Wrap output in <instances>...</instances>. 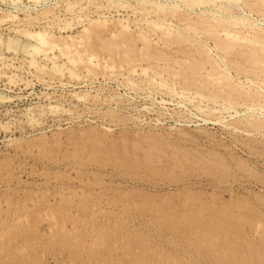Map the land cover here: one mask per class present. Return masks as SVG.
<instances>
[{
    "label": "rangeland",
    "instance_id": "1",
    "mask_svg": "<svg viewBox=\"0 0 264 264\" xmlns=\"http://www.w3.org/2000/svg\"><path fill=\"white\" fill-rule=\"evenodd\" d=\"M243 1L247 18L255 17L262 26L264 6H255V0ZM79 2L87 8L76 6L70 15L62 0H42L40 5L24 0V7L21 3L16 11L7 0H0V11L16 17L9 19L0 12L2 37L22 38L25 31L43 28L57 37L77 36L89 18L96 23L102 20L104 28L100 22L95 24L101 40L93 36L90 46L99 65L85 62L75 68L64 57L57 59L59 66H68L76 75L52 70L47 61L51 53L46 58L40 54L31 65L28 55L0 47V91L7 96L0 102V264H264V127L261 132L254 126L258 121L250 126L235 123L241 113L249 112L248 105L262 98L257 100L248 92L254 93L257 87L250 88L245 80L252 73L236 74L231 63L228 75L243 82L241 91H247L249 95L243 93L252 100L227 96L229 104L223 99L231 85L223 82L229 90L219 83L225 60H217L213 47L221 28L217 21L211 22L217 9L213 4L218 1L200 17L179 11L180 15L162 10L143 13L137 3L120 9L102 1L105 7L100 2L99 9L96 3L88 7L85 0ZM46 10L49 15L42 17ZM31 15L37 16L35 21ZM57 18L61 21L56 22ZM119 19L130 26L120 39L113 37L119 32ZM62 21L70 24L64 23V28ZM155 22L168 23L167 30L154 28ZM195 25L197 31L191 29ZM168 30L171 35L167 36ZM235 30L245 31L241 24ZM177 33L178 40L169 41ZM127 38L130 48L124 43ZM102 40L119 47L103 50ZM238 42L235 54H220L223 59L235 57L241 64L246 56L236 51L242 52L244 46L245 52L253 45L242 41L240 47ZM202 43L207 54L212 53L209 57L215 66L224 69L222 75L197 52ZM123 51H129L128 57ZM191 55L203 62L194 73L188 61L195 60ZM105 60L113 64L112 70ZM205 88L222 99H211L214 95L208 96ZM223 102L230 106L225 111ZM255 108L256 117H262L259 106Z\"/></svg>",
    "mask_w": 264,
    "mask_h": 264
},
{
    "label": "bare ground",
    "instance_id": "2",
    "mask_svg": "<svg viewBox=\"0 0 264 264\" xmlns=\"http://www.w3.org/2000/svg\"><path fill=\"white\" fill-rule=\"evenodd\" d=\"M2 1H4V0H2ZM8 2H9V4H11V8H12V10L14 9L15 10V7H18V6H21L22 4H23V7H24V3H23V1L24 0H7ZM42 0H26V2H27V4H30L31 2H33V3H35V4H38L39 3V5H40V2H41ZM49 1V0H48ZM53 1V0H52ZM66 1H68V2H66ZM66 1H63L62 0V2H64L63 4H64V6L66 7V11H67V9L68 10H70V11H72V12H70V15H71V13H74L73 11L75 10L74 8H76V6L78 7V9L80 8V10H81V8L83 9H85V8H87V7H85V6H82L81 5V2H79V1H81V0H78V2H77V0H75L76 2H72L71 0H66ZM74 1V0H73ZM86 1V4H84V5H86V6H90V5H95L94 3H96V7L98 8L99 7V9L101 8V6H99V4H101V3H103L102 1H104L105 2V4L107 5V6H114V5H118V6H121L120 7V9L122 8V7H126V6H128L129 5V7L131 6L132 7V5H135L134 3H137L139 6H141V11H143V13L144 12H149V11H154V12H156V11H158V10H162V13L163 12H166L167 13V11L169 12V14L170 15H172V13L173 12H175V15L176 14H178L177 13V11H179V13L180 12H183V14H185L184 12H186V13H188V15H190L191 13H193L194 15L193 16H197V17H200V16H203L204 14H205V12L207 11H209L210 9L209 8H211L212 6V4L211 3H214V1H218V3L217 4H213V5H216V7L214 6V9L215 8H217L216 9V11L215 10H213V11H215L214 12V14H213V17L212 18H214L213 19V21H211L213 24H214V22H216L217 21V23L219 24V26L218 27H221V28H219V29H217V31H216V29H214V31H216V33L212 30V32H214L215 33V36L214 37H216V35H217V38H214L213 39V47H214V49L216 48L217 50V60L218 59H221V61L223 60H225V64H224V66H225V71H223L224 69L223 68H221L219 65H217V67L215 66V64L212 62V53H211V55H209V54H207V53H209L208 52V49H206L205 47V49L203 48V44H205V43H202V46H200L201 47V49L200 50H198L197 52L200 54V55H203V59H205L207 62H209V63H212V65H214L215 67L213 68L212 67V70L213 71H215V73L216 72H221L220 74L222 75V73L223 72H225V73H223V75H222V78H221V81H220V78H219V80L217 79V83H218V81H220L219 83H221L222 85L224 84V86L228 83L229 85H231V91L230 92H228L227 94H226V97L224 96V98L223 99H225V100H227L228 102L227 103H231V98L230 99H228L229 97H235V96H237V98H239L240 100H242V99H244V98H246L245 96H247V97H249L248 95H249V93H250V96L251 97H253L254 96V98L256 97V98H262V100H260V102H258L257 100H259V98L256 100L258 103L257 104H250V105H248L249 107H248V110H249V112L247 113V111H245L246 113H241V117H240V115H238L240 118L239 119H237L238 117H236V121H235V123L237 124L238 122H243V123H246L248 126H250L252 123H256L257 121H258V123L257 124H259V125H254L255 127H256V129H257V131H259L262 127H264V124H263V121H264V90L262 91V89L261 88H263L264 89V68H262L263 67V64L264 63H262L263 62V60H264V37H263V35H264V24H262V26H259L260 24H256V20L253 18V21L252 20H250L251 18H247L248 16H247V14H246V10H244V7H243V4H246V2L245 1H243V0H130V1H128V2H126L125 0L124 1H122V0H102V1H100L99 3H97V2H94V1H96V0H85ZM99 1V0H98ZM220 1V2H219ZM252 1V0H251ZM256 2V4H254L255 6L256 5H258L257 7H261V6H264V0H255ZM60 2V1H59ZM6 3V2H5ZM22 3V4H21ZM54 3V2H53ZM56 3H58V1H56ZM55 3V4H56ZM232 3H235V5H233ZM248 3V2H247ZM251 3V2H250ZM4 4V3H3ZM21 4V5H20ZM26 4V5H27ZM42 4V3H41ZM45 4V3H44ZM43 4V5H44ZM47 4V3H46ZM59 4V3H58ZM98 4V5H97ZM105 4L103 3V4H101L103 7H105ZM128 4V5H127ZM136 4V6H138ZM251 4H253V3H251ZM34 5V4H33ZM50 5H51V2H50ZM53 5V4H52ZM57 5V4H56ZM60 5V4H59ZM261 5V6H260ZM6 6V5H5ZM4 6V7H5ZM10 6V5H9ZM63 6V5H62ZM117 6V7H118ZM138 6V7H139ZM246 6V5H245ZM28 7V6H27ZM31 7H32V5H31ZM43 7V6H42ZM65 7H63V10H64V8ZM195 7H197L196 9H198L197 11H196V9H195ZM247 7H249V5L247 6ZM19 8V7H18ZM17 8V9H18ZM26 8V7H25ZM45 8V7H44ZM50 8V7H49ZM52 8H53V6H52ZM96 8V9H97ZM123 8V9H124ZM250 8V7H249ZM249 8H247L248 10H249ZM256 8V7H255ZM21 9V8H20ZM32 9V8H31ZM34 9H37V8H34ZM41 9H43V8H41ZM46 9H48L47 8V6H46ZM78 9H77V11H78ZM95 9V8H94ZM109 9V8H108ZM116 9V8H115ZM114 9V10H115ZM128 9V8H127ZM135 9V8H134ZM251 10H252V8H250ZM261 9H262V7H261ZM2 10V9H1ZM5 10V9H4ZM10 10V9H9ZM8 10V12H10ZM45 10V9H44ZM49 10H52V9H49ZM58 10V9H57ZM131 10V9H130ZM137 9H135V11H136ZM239 11L238 13H236V12H234V11ZM247 10V12H249ZM250 10V11H251ZM254 10V9H253ZM256 10H258V8L256 9ZM262 10H264V9H262ZM6 11H7V9H6ZM16 11V10H15ZM21 11V10H20ZM33 11V10H32ZM42 11V10H41ZM65 11V10H64ZM63 11V12H64ZM83 11V10H82ZM87 11V10H86ZM85 11V12H86ZM94 11V10H93ZM139 11V10H138ZM141 11H139V13L141 12ZM170 11H172V13H170ZM211 11V10H210ZM258 11H261V10H258ZM0 12H3V10L2 11H0ZM12 12V11H11ZM23 12V11H22ZM29 12V11H28ZM27 12V13H28ZM51 12V11H50ZM57 12V11H56ZM59 12V11H58ZM89 12V11H88ZM126 12V11H125ZM153 12V13H154ZM207 12H206V14H207ZM231 12H234L235 13V15L234 16H230V15H232L231 14ZM253 12V11H252ZM13 13V12H12ZM16 13V12H15ZM27 13H24V16H25V14L27 15ZM34 13H36L35 11H34ZM33 13V14H34ZM41 13V12H40ZM43 13V12H42ZM49 13V11H44V13L43 14H41V16L43 17V15H44V17H46L47 16V14ZM52 13V12H51ZM87 13V12H86ZM85 13V14H86ZM138 13V12H137ZM142 13V12H141ZM140 13V14H141ZM150 13V12H149ZM152 13V12H151ZM259 13V12H258ZM260 13H262L260 16H262V17H264V11H262V12H260ZM3 14L5 15L6 14V16H7V18H9V19H14V18H16L15 17V14L13 15V14H10V15H7L8 13L7 12H3ZM39 14V13H38ZM64 14H65V12H64ZM79 14V13H78ZM134 14V13H133ZM132 14V15H133ZM159 14V13H158ZM168 14V13H167ZM167 14H165L164 13V15L166 16ZM168 14V15H169ZM181 15H183L182 13H180ZM180 14H178V15H180ZM224 14H226L228 17H229V19L231 20H225V19H223V17H225V15ZM250 14V13H249ZM255 14V13H254ZM4 15H3V17H4ZM30 14H28V16H29ZM37 15V14H36ZM34 16V21H35V18H37V16ZM49 15V14H48ZM56 15L57 14H55V16L54 17H56ZM100 15V14H99ZM122 15V14H121ZM162 15V14H161ZM192 15V14H191ZM0 16H2V15H0ZM32 15H31V17H33ZM83 16V15H82ZM87 16V15H86ZM89 16V15H88ZM104 16V15H103ZM103 16H102V18H103ZM111 16V15H110ZM149 16V15H148ZM163 16V15H162ZM173 16H174V14H173ZM172 16V17H173ZM205 16V15H204ZM253 16H255V15H253ZM23 17V16H22ZM58 17H60L59 16V13H58ZM79 17V16H78ZM112 17V16H111ZM180 17V16H179ZM182 17V16H181ZM185 18L187 17V15H185L184 16ZM227 17V18H228ZM249 17H251V16H249ZM262 17L260 18L261 20L260 21H263L262 20ZM5 18V17H4ZM7 18H5L6 20H8ZM18 18V17H17ZM24 18V17H23ZM26 18H27V21H29L28 19H29V17H27L26 16ZM38 18H39V16H38ZM50 18H51V15H50ZM69 18H71V17H69ZM86 18V17H85ZM89 18V17H88ZM101 18V17H100ZM104 18H105V16H104ZM103 18V19H104ZM126 18V17H125ZM124 18V19H125ZM184 18V19H185ZM189 17H187L186 19H188ZM39 19H41V18H39ZM38 19V20H39ZM44 19V18H43ZM47 18H45L44 20H46ZM54 19V18H53ZM64 19V18H63ZM72 19H74V18H72ZM72 19H70V21L72 20ZM75 19H77V18H75ZM79 20H80V18H78ZM98 19V18H97ZM123 18H122V20H124ZM141 19V18H140ZM157 19V18H156ZM160 20H161V18H159ZM158 19V20H159ZM189 19H191V18H189ZM199 19H203V18H199ZM264 19V18H263ZM2 20H4V19H2ZM2 20H0L1 22H2ZM16 20V19H15ZM22 20V19H21ZM32 21H33V18L31 19ZM37 20V19H36ZM56 20V19H55ZM55 20H54V22H55ZM60 20V18L58 19L57 18V21L56 22H60L59 21ZM96 20V19H95ZM99 20V19H98ZM97 20V21H98ZM151 21H152V19H150ZM154 20H155V18H154ZM196 20V19H195ZM219 20H221V22L219 21ZM258 20V19H257ZM47 21H51V20H49V18H48V20ZM47 21H46V23H47ZM64 21H66V20H64ZM70 21L68 22L67 21V23L66 22H63L62 21V23H63V27L64 28H66L65 27V24L64 23H66V25L68 26L69 24H70ZM88 21V26L86 25V27H83V30L81 31V33L79 34V33H77L78 35L77 36H73V34L70 36V35H68V36H66V37H61V35H59L58 37L57 36H54L53 34H50V33H53V31H47L48 29L47 28H45L46 29V31L45 30H43V29H41V30H39L38 31V29H37V31H25V32H23V33H21L20 31L18 32V33H21V35H22V38L20 37V36H18V37H16L15 35H13L12 33V35L13 36H11L10 34H7L8 36H6V37H2L1 35H0V47H3V48H5L6 50L8 49V48H12L13 50L12 51H14L15 53H21V54H23V55H28L29 57H30V59H28V62L31 64V65H34V63L36 62V58L40 55V54H43V56L45 55V58L46 57H48V54H50L51 53V55L47 58V59H49V60H47V61H51V63H52V70H55L56 72H58V73H60L61 75H63L65 72L66 73H68L69 75H76V72H74L71 68H69L68 66H59L58 65V62H57V59L58 58H60V57H64L65 59H66V63H68L69 65H71V66H73V67H77V65H79V64H83V63H88V64H91V66L94 64V65H97L98 64V58H97V55L95 54V53H93V48L92 47H90L91 46V44H92V41H91V39L93 38V36L94 37H97L96 39H97V41H100L101 39V37L99 36V34L98 33H96V31H95V24H97L98 23V25H99V22H100V27H101V22H102V20L101 21H98L97 23L94 21V20H91L90 18H89V20H87ZM111 21H112V19H111ZM119 21L121 22V19H119ZM132 21V20H131ZM131 21H130V23H131ZM136 21V20H135ZM142 21H144V19L142 20L141 19V22ZM146 21H148V20H146ZM163 21V20H162ZM186 21V20H185ZM190 21H192V20H190ZM205 20H203L202 21V24H203V22H204ZM220 23H219V22ZM229 21V22H228ZM79 22V21H78ZM105 22L106 21H104L103 20V23L102 24H105ZM117 22V21H116ZM120 22H117V24H119V25H121V26H119L120 28H119V32H118V30L116 31V33H114L113 34V37L114 38H119L120 39V37L119 36H121V35H123L121 32H123L124 33V31H126V29L128 28V27H130L129 26V24L127 25V24H123V22H121V24H120ZM126 22V21H125ZM159 22V21H158ZM168 22V21H167ZM172 22V21H171ZM187 22V21H186ZM192 22H194V21H192ZM191 22V23H192ZM197 22H199V20L197 21ZM206 22H208V21H206ZM206 22H204V25H206L207 26V29H208V26H209V24L207 25V24H205ZM230 22H232V23H230ZM69 23V24H68ZM77 23V22H76ZM129 23V22H128ZM148 23V22H147ZM146 23V24H147ZM169 23V22H168ZM168 23L166 24V23H157V22H155L154 24H153V27L154 28H162V29H165V30H167V26H168ZM175 23V22H174ZM199 23H201V21L199 22ZM198 23V25H200L201 26V24H199ZM210 23V22H209ZM216 23V24H217ZM226 23H230L229 25H227ZM21 24V23H20ZM37 24V23H36ZM57 24V23H56ZM79 24V23H78ZM172 24V23H171ZM188 24H190V23H188ZM213 24H211L210 23V28L211 27H213L214 25ZM243 25L244 26V29H245V31H244V33H240V32H238L237 30H235V28L237 27V25ZM13 25H15V24H13ZM29 25V24H28ZM39 25V24H38ZM43 25H47V24H43ZM50 25H52L51 23H50ZM60 25V24H59ZM72 25V24H71ZM77 25V24H76ZM97 25V26H98ZM136 25V24H135ZM144 25V24H143ZM173 26H174V24H172ZM187 25V24H186ZM186 25H184V26H186ZM191 25V24H190ZM212 25V26H211ZM24 26V25H23ZM34 26V25H33ZM32 26V27H33ZM37 26V25H36ZM40 26V25H39ZM48 26V25H47ZM52 26H54V25H52ZM58 27V25H55V27ZM60 26H62V25H60ZM75 26V25H74ZM105 26V25H104ZM103 26V27H104ZM139 26V25H138ZM151 26V25H150ZM150 26H148L149 27V29H150ZM171 26V25H170ZM178 26H180V24L178 25ZM199 26V27H200ZM29 27V26H28ZM31 27V28H32ZM40 27H42V26H40ZM44 27V26H43ZM62 27V28H63ZM137 27V26H136ZM140 27V26H139ZM152 27V28H153ZM177 27V26H176ZM175 27V28H176ZM195 27H197L196 25L194 26V28L192 27L191 29H196ZM15 28V27H14ZM38 28V27H37ZM51 28V27H50ZM60 28V27H59ZM63 28V29H64ZM70 28H71V26H70ZM102 28V27H101ZM106 28V27H105ZM171 28H172V26H171ZM174 28V27H173ZM186 28V27H185ZM187 28L189 29V26L187 25ZM201 28H204V29H206V27H203V26H201ZM214 28V27H213ZM212 28V29H213ZM22 29V28H21ZM34 29V28H33ZM61 29V28H60ZM60 29H58L57 28V30H60ZM103 30H104V28H102ZM10 30V29H9ZM13 30V29H12ZM23 30H26V28L25 29H23ZM29 30H31L30 28H29ZM51 30V29H50ZM57 30H56V32H57ZM139 30V29H138ZM146 30V29H145ZM151 30V29H150ZM181 30V29H180ZM186 30V29H185ZM184 30V31H185ZM192 30V31H193ZM199 31H200V28L198 29ZM208 30H210V29H208ZM15 31V30H14ZM140 31V30H139ZM152 31H154V30H152ZM174 31H175V29H174ZM177 31V30H176ZM189 31V30H188ZM191 31V30H190ZM196 31H197V29H196ZM10 32V31H9ZM16 32V31H15ZM160 32V31H159ZM168 32V34H166L167 36L168 35H171V33H170V30H168L167 31ZM172 32V31H171ZM177 32H179V31H177ZM202 32H204V31H202ZM206 32V31H205ZM138 33V32H137ZM142 32H139V34H141ZM145 33V35H146V33H148V32H144ZM175 33V32H174ZM182 33V32H181ZM198 34H200V32H197ZM207 33H209V31H207ZM213 33V34H214ZM222 33V34H221ZM56 34V33H55ZM58 34V33H57ZM96 34L98 35V36H96ZM116 34V35H115ZM139 34H137L138 36H139ZM185 34H187V32L185 33ZM192 34V33H191ZM196 34V33H195ZM195 34H194V36H195ZM210 34V33H209ZM213 34H211V35H213ZM218 34H220V35H218ZM115 35V36H114ZM127 35V34H126ZM131 35V34H130ZM136 35V36H137ZM142 35H144L143 33H142ZM179 35H180V33H179ZM222 35V36H221ZM62 36H64V35H62ZM117 36V37H116ZM176 36H178V33L176 34ZM182 36H183V34H182ZM182 36L180 35V37L182 38ZM187 36V35H186ZM194 36H193V38H194ZM223 36L225 37V38H223ZM111 37H112V35H111ZM112 37V38H113ZM132 37V36H131ZM134 37V36H133ZM146 37V36H145ZM166 37V36H165ZM185 37V36H184ZM183 37V38H184ZM199 37V36H198ZM158 38H159V36H158ZM162 38H164V37H162ZM175 38V39H174ZM177 38H179V36L178 37H171V39L169 40V41H171V40H178ZM181 38H180V40H181ZM213 38V37H212ZM94 39V38H93ZM100 39V40H99ZM109 39H111V38H109ZM123 40H124V38H122ZM143 39V38H142ZM187 39H189V38H187ZM191 39V38H190ZM23 40H25V41H27L28 43H30V44H25L24 42L25 41H23ZM112 40V39H111ZM116 40V39H115ZM138 40V39H137ZM139 40H141V39H139ZM184 40H186V39H184ZM193 40V39H192ZM204 40V39H203ZM212 40V39H211ZM96 41V40H95ZM103 41V40H102ZM108 41V40H107ZM113 41V40H112ZM126 41H128V38H127V40H125L124 41V43L125 44H127V45H125V44H122V45H125V46H128V43L126 42ZM134 42H135V40H133ZM145 41H146V45H148L147 43V40L145 39ZM165 41V40H164ZM168 41V40H167ZM189 41V40H188ZM193 41H195V40H193ZM192 41V42H193ZM198 41H199V38H198ZM235 41H239L238 43V45L241 47V44L240 43H242V41H248V42H250V44H251V46H252V48H250L249 47V49L247 50V51H245L244 52V46H242L241 48H243V51L242 52H240L239 50V52L238 51H236L237 53H239L238 55H241V56H246L245 57V59H246V61H245V59L243 58H240V59H242V61H244V64H243V62L241 61V64H240V60H235V57H234V54H235ZM129 42H132V41H130L129 40ZM181 42V41H180ZM186 42V41H185ZM203 42V41H202ZM120 43V42H119ZM123 43V42H122ZM133 43V42H132ZM189 43V42H188ZM190 43H191V40H190ZM198 44H199V42H197ZM201 43V42H200ZM207 43V42H206ZM103 50L104 49H107V48H110V46H112V45H117L116 43H113V42H110V41H108V42H104L103 41ZM111 44V45H110ZM164 44V43H163ZM242 44H244V43H242ZM245 44H247V42H245ZM132 45V44H131ZM210 45V44H209ZM208 45V46H209ZM210 45V46H211ZM236 45H237V43H236ZM94 46H95V44H94ZM97 46V45H96ZM100 46V47H101ZM118 46V45H117ZM149 46V45H148ZM193 46V45H192ZM99 47V46H98ZM100 47H99V49H100ZM119 47V46H118ZM120 47H121V43H120ZM123 47V46H122ZM121 47V48H122ZM129 47V46H128ZM197 47V46H196ZM199 47V48H200ZM246 47H248V45H245V48ZM89 48H91V51L92 52H89ZM124 48V47H123ZM130 48V47H129ZM144 48V47H143ZM146 48V49H145ZM144 49L145 50H147V48H149V47H145ZM212 48V47H211ZM2 49V48H1ZM93 49V50H92ZM235 49V50H234ZM57 51V52H56ZM125 51H127V50H125ZM210 51V50H209ZM232 51V52H231ZM260 51V52H259ZM56 52V54H54ZM95 52V51H94ZM124 52V51H123ZM214 52V51H213ZM234 52V54H233V59H226V58H224L223 59V57L222 56H228L229 54H231V53H233ZM3 53V52H2ZM125 53V52H124ZM194 53V52H193ZM197 53V54H198ZM237 53H236V57H237ZM126 54H129V51H128V53H125V56L126 57H128V55H126ZM215 54V53H214ZM220 54H222V56L220 55ZM260 54V55H259ZM160 56V55H159ZM162 56V55H161ZM190 56V55H189ZM211 57V59H210V57ZM214 56V55H213ZM0 57H1V55H0ZM109 57V56H108ZM191 57L192 58H195V60H193V62H191L190 60H188L189 62H190V64L192 65V73H194V71H198V67H200L202 64H203V62L202 61H200V59L199 58H197L196 56H194V55H191ZM238 57H240V56H238ZM216 58V57H215ZM112 60V56L109 58V60ZM202 59V58H201ZM6 60V59H5ZM110 60V61H111ZM128 60H130V59H128ZM127 60V61H128ZM228 60V62H226ZM106 61V66H107V68L108 69H110L111 67H112V65L111 66H109V65H107V61L108 60H105ZM216 61V60H215ZM220 61V60H219ZM222 61V62H223ZM250 63H249V62ZM259 61H262V62H259ZM188 62V63H189ZM239 62V63H238ZM246 62H248L249 63V65L250 66H248V68L245 66V65H248ZM112 63V61L110 62V64ZM231 63H233V64H235V66H236V69H235V71L237 72H235L236 74H239V73H242V74H244V77H246V75H245V73L248 71V72H250V73H252V75H253V77L251 76V77H246V79L245 80H247L248 81V83L250 84L249 86H250V88H251V85L253 86V85H256L257 87H254V90H252L254 93H252V92H250V90L248 89V92L247 91H241V89H244L245 88V86L243 85V82L241 83L240 82V80L238 79V78H234V77H231V75H228L229 73H230V66L228 67V64H231ZM246 63V64H245ZM260 63V64H259ZM261 63H262V65H261ZM104 65H105V62L103 63ZM222 64V63H221ZM257 64H259V65H261L260 67L261 68H259L258 69V67H257ZM99 65V64H98ZM242 65H244V66H242ZM106 66H105V68H106ZM120 66L122 67V65L120 64ZM224 66H222V67H224ZM234 66V65H233ZM75 67V68H76ZM115 67V66H114ZM113 67V68H114ZM257 67V68H256ZM87 68H89V66L87 65ZM118 68V67H117ZM120 68V67H119ZM123 68V67H122ZM217 68V69H216ZM233 68V67H232ZM235 68V67H234ZM255 68V69H254ZM44 69V67L43 68H41V70H43ZM47 69V68H46ZM103 69H104V67H103ZM133 69V68H132ZM221 69H222V71H221ZM89 70V69H88ZM87 70V71H88ZM111 70H112V68H111ZM114 70V69H113ZM217 70V71H216ZM54 71V72H55ZM133 71H136V70H133ZM211 71V70H210ZM211 72V73H214V72ZM232 71H233V69H232ZM92 72V71H91ZM134 73V72H133ZM197 73V72H196ZM210 73V72H209ZM208 73V74H209ZM210 73V74H211ZM121 74V73H120ZM205 74V73H204ZM220 74H218V75H220ZM108 75L110 76V74L108 73ZM240 75V74H239ZM238 75V76H239ZM117 76V75H116ZM210 76V75H209ZM234 76H236V75H234ZM126 77V76H125ZM242 77V76H241ZM243 77V78H244ZM117 78V77H116ZM113 79V78H112ZM148 80V79H147ZM239 80V81H238ZM246 81V82H247ZM150 82V81H149ZM223 82H225V83H223ZM245 82V83H246ZM163 83H164V81L163 80H161L160 81V85H163ZM244 83V84H245ZM190 85V84H189ZM229 85H226L225 87H228ZM237 86V87H239V89H235L233 86ZM246 86H247V84H246ZM230 87V86H229ZM228 87V88H229ZM207 88V87H206ZM205 88V90H207ZM227 88V89H228ZM232 88H233V90H232ZM249 88V87H248ZM256 88H258V89H256ZM246 89H247V87H246ZM219 91L221 90L220 88L218 89ZM223 90V89H222ZM221 90V91H222ZM229 90H230V88H229ZM228 90V91H229ZM208 91V90H207ZM209 92V93H208ZM207 93H208V96H211V95H214L213 97L211 96V99H213L214 100V98L216 99V98H218L219 97V95H217V97H215L216 95L215 94H212V91H211V94H210V91H208ZM243 92H246L248 95H246L245 93H243ZM206 93V94H207ZM236 93V94H235ZM220 94V93H219ZM116 95V94H115ZM205 95V94H204ZM224 95V94H223ZM227 96H229V97H227ZM85 97V96H84ZM115 97V96H114ZM221 97H222V94H221ZM243 97V98H242ZM82 98V97H81ZM95 98V97H94ZM93 98V99H94ZM209 98V97H208ZM236 98V99H237ZM4 99H7V96L3 93V92H1L0 91V102L1 101H3ZM80 99V98H79ZM85 99V98H84ZM121 99V98H120ZM219 99H222V98H220L219 97ZM249 99H251L252 100V98H248V101H249ZM81 100V99H80ZM216 100H218V99H216ZM215 100V101H216ZM251 100H250V102H251ZM127 101V100H126ZM222 101V100H221ZM224 101V100H223ZM230 101V102H229ZM234 101V100H233ZM237 101V100H236ZM248 101H243V102H248ZM119 102V101H118ZM121 102V101H120ZM201 102V101H200ZM219 102V101H218ZM217 102V106L219 107L220 105H219V103ZM242 102V101H241ZM226 103V104H227ZM237 103V102H236ZM253 103V102H252ZM255 103V102H254ZM199 104V103H198ZM223 105H224V102L222 103ZM232 104H233V102H232ZM235 104V103H234ZM57 107H58V105H56ZM225 106V105H224ZM231 106H233V105H231ZM240 106V105H239ZM256 106H259V108L258 109H260L261 111H262V117L260 118V117H256V115L254 114L255 113V110L257 109V108H255ZM217 107V108H218ZM227 107H230V106H227ZM226 106L223 108V107H221V108H223V109H221L222 111L225 109L226 110V108H227ZM235 107V106H234ZM56 108V107H55ZM213 109V108H212ZM215 109V108H214ZM228 109V108H227ZM28 110V109H27ZM217 110V109H216ZM224 110V111H225ZM238 110V109H237ZM218 111V110H217ZM219 111H220V109H219ZM234 111V110H233ZM221 112V111H220ZM235 112V111H234ZM234 112H232V113H234ZM240 112V111H239ZM237 114H238V112H236ZM229 114H230V112H229ZM235 114V113H234ZM257 114V113H256ZM30 115V114H29ZM31 116V115H30ZM231 116H233V115H231ZM243 116V117H242ZM234 118V117H233ZM259 120H261V122L262 123H260L259 122ZM248 122H249V124H248ZM252 122V123H251ZM239 123V124H240ZM243 123H241L242 125H243ZM251 123V124H250ZM245 124V125H246ZM263 124V125H262ZM228 125H229V123H228ZM233 125V124H232ZM232 125H231V127H232ZM246 125V127H248ZM230 126V125H229ZM228 126V127H229ZM234 126H235V124H234ZM236 127V126H235ZM253 127V126H252ZM254 127V128H255ZM237 128V127H236ZM243 128V127H242ZM231 129V128H230ZM233 129V128H232ZM249 129V128H248ZM255 129V130H256ZM254 130V129H253ZM254 130V131H255ZM263 131H264V128L262 129ZM261 131V130H260ZM232 132V131H231ZM233 132H234V130H233ZM262 132V131H261ZM245 133V132H244ZM264 133V132H263ZM263 133H261V134H263ZM248 134V133H247ZM260 134V133H259ZM236 135V134H235ZM260 138V137H259ZM262 140V139H261ZM264 141V140H263ZM261 143H262V141H260ZM264 143V142H263Z\"/></svg>",
    "mask_w": 264,
    "mask_h": 264
}]
</instances>
